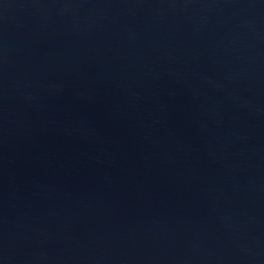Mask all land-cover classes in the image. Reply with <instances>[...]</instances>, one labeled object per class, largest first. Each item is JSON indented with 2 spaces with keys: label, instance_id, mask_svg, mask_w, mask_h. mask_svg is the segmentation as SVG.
<instances>
[{
  "label": "water",
  "instance_id": "obj_1",
  "mask_svg": "<svg viewBox=\"0 0 264 264\" xmlns=\"http://www.w3.org/2000/svg\"><path fill=\"white\" fill-rule=\"evenodd\" d=\"M0 264H264V0H0Z\"/></svg>",
  "mask_w": 264,
  "mask_h": 264
}]
</instances>
